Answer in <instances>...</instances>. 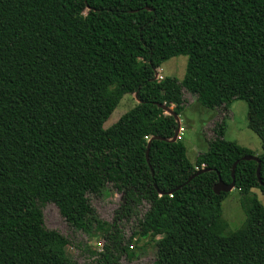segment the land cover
Segmentation results:
<instances>
[{"label": "trees", "instance_id": "1", "mask_svg": "<svg viewBox=\"0 0 264 264\" xmlns=\"http://www.w3.org/2000/svg\"><path fill=\"white\" fill-rule=\"evenodd\" d=\"M179 56L203 107L245 102L264 137V0H0V264H78L45 226L47 203L73 230L102 233L97 264L133 256L121 222L145 203L132 239L155 241L152 264H264L252 192L264 197V138L259 162L245 161L256 155L224 138L223 119L191 163L160 107L182 112L178 79L159 73ZM128 94L138 104L104 128ZM236 162L247 212L227 235L229 193L214 187ZM109 186L122 195L111 224L88 197Z\"/></svg>", "mask_w": 264, "mask_h": 264}, {"label": "rangeland", "instance_id": "2", "mask_svg": "<svg viewBox=\"0 0 264 264\" xmlns=\"http://www.w3.org/2000/svg\"><path fill=\"white\" fill-rule=\"evenodd\" d=\"M187 57H175L164 63L159 70L163 77H175L182 96V112L179 116L181 123L180 139L187 149V157L191 163L196 158L207 152L209 141L216 137L215 126L225 119V136L228 141L236 142L246 147L259 156L262 153L263 134L258 128V122L250 115V109L242 101L235 100L228 108L211 110L203 107L195 98L193 92L187 86L185 72ZM159 78V74L157 75ZM138 104L134 95H125L104 128L116 123L126 112ZM258 124H257V123ZM261 126V125H260ZM109 193L103 198L88 195L92 206L96 209L100 218L108 224L113 222L114 213L120 207L122 195L109 186ZM260 198L264 205V197L256 189L252 190ZM243 196L235 189L229 193L222 203L223 218L228 223L226 234L231 235L238 231L246 220L247 207L243 204ZM249 199V198H248ZM249 202V200H248ZM45 226L60 236L66 242L65 253L78 264H97L103 251L105 239L101 234L89 236L81 231L73 230L66 220L60 215L58 208L47 203L42 207ZM149 209L145 203L137 211V214L121 222L124 235V244L130 245L133 256L121 257V264H152L156 258V244L151 238L132 239L139 219ZM132 239V240H131Z\"/></svg>", "mask_w": 264, "mask_h": 264}, {"label": "water", "instance_id": "3", "mask_svg": "<svg viewBox=\"0 0 264 264\" xmlns=\"http://www.w3.org/2000/svg\"><path fill=\"white\" fill-rule=\"evenodd\" d=\"M160 107L165 111V114H168V115H172L175 117L177 123H178V128L175 132V135L173 137V139L171 140V142H176L178 139H179V136H180V132H181V123H180V118L178 115H176L174 113V111L172 110V108H169L168 106L166 105H160ZM155 140H164V139H161L160 137H155L154 138ZM150 144H151V141L150 143L148 144V149H147V160L149 159L148 158V155H149V149H150ZM243 160L245 161H257L259 162L258 158L257 157H254V156H248V157H245ZM238 162H236L233 166V171H232V182L230 184H226L224 183L221 178L219 177V182L217 183V185L214 187V192L216 194H220V193H230L232 192L234 189H235V168L237 166ZM204 172L203 171H200L199 173H202ZM198 173V174H199ZM257 177H258V180L260 181V166L258 167V170H257Z\"/></svg>", "mask_w": 264, "mask_h": 264}]
</instances>
